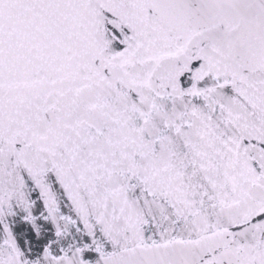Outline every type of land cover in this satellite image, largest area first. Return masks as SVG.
I'll return each mask as SVG.
<instances>
[{"label": "snow or ice", "instance_id": "obj_1", "mask_svg": "<svg viewBox=\"0 0 264 264\" xmlns=\"http://www.w3.org/2000/svg\"><path fill=\"white\" fill-rule=\"evenodd\" d=\"M0 264H264V0H0Z\"/></svg>", "mask_w": 264, "mask_h": 264}]
</instances>
